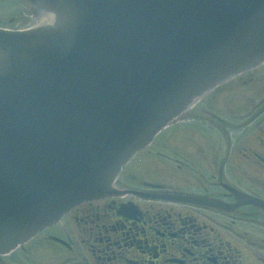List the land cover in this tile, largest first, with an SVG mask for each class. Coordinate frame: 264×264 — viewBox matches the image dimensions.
<instances>
[{
	"label": "water",
	"instance_id": "obj_1",
	"mask_svg": "<svg viewBox=\"0 0 264 264\" xmlns=\"http://www.w3.org/2000/svg\"><path fill=\"white\" fill-rule=\"evenodd\" d=\"M37 3L50 24L0 29V253L115 193L168 121L264 60V0Z\"/></svg>",
	"mask_w": 264,
	"mask_h": 264
},
{
	"label": "flooded vegetation",
	"instance_id": "obj_2",
	"mask_svg": "<svg viewBox=\"0 0 264 264\" xmlns=\"http://www.w3.org/2000/svg\"><path fill=\"white\" fill-rule=\"evenodd\" d=\"M23 8L7 26L36 15ZM154 142L122 167L117 194L75 205L0 264H264V63L213 87Z\"/></svg>",
	"mask_w": 264,
	"mask_h": 264
},
{
	"label": "rangeland",
	"instance_id": "obj_3",
	"mask_svg": "<svg viewBox=\"0 0 264 264\" xmlns=\"http://www.w3.org/2000/svg\"><path fill=\"white\" fill-rule=\"evenodd\" d=\"M18 0H0V25L1 24H9V20L16 15L15 13V6L11 7V4L15 3ZM18 22L20 19L18 16L14 17V20L12 21V24L15 22ZM15 24V23H14ZM239 82L235 84L230 83L229 86L231 87V89L229 90L228 93H232L230 94L231 96H238L240 95V90H241V86H239ZM233 87L235 88V90L233 89ZM239 90V92H237ZM159 147L157 146V144L152 145V147H150V149H152V151H156Z\"/></svg>",
	"mask_w": 264,
	"mask_h": 264
}]
</instances>
